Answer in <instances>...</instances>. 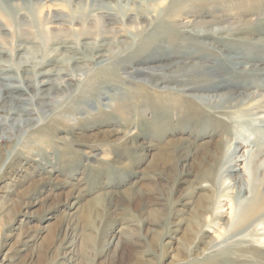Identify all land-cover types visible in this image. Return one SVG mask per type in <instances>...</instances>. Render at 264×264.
Here are the masks:
<instances>
[{
    "label": "rangeland",
    "instance_id": "374dc122",
    "mask_svg": "<svg viewBox=\"0 0 264 264\" xmlns=\"http://www.w3.org/2000/svg\"><path fill=\"white\" fill-rule=\"evenodd\" d=\"M90 1L0 0V264H264V218L234 227L220 199L226 179L245 186L249 159L264 197V33L241 26L264 21V7L251 18L252 2L195 0L191 14L168 20L174 34L152 30V16L170 6L158 0L145 32L108 25L83 38L85 24L71 23L68 8L79 15ZM104 2L115 18L116 0ZM218 30L231 36L219 41ZM204 31L209 39L197 36ZM98 43L106 64L93 63ZM76 50L87 60L72 83L59 79ZM43 69L53 75L47 84L34 76ZM136 72L157 75L128 77ZM220 140L246 142L239 156L250 158L238 171H228ZM250 192L230 195L251 209ZM240 240L256 259L237 254Z\"/></svg>",
    "mask_w": 264,
    "mask_h": 264
},
{
    "label": "bare ground",
    "instance_id": "6f19581e",
    "mask_svg": "<svg viewBox=\"0 0 264 264\" xmlns=\"http://www.w3.org/2000/svg\"><path fill=\"white\" fill-rule=\"evenodd\" d=\"M104 1L105 0H91L89 2V7L86 8V11L85 12H80L79 15L76 14V11L72 10L71 8H68V10H69V14L68 15L71 17V20H70L71 23H75V24L83 23V24H85L84 25L85 27L81 30L82 32H84V33L81 34V36L83 38L88 37V35H90L91 32H96L97 29L101 30V32H105V28H107L108 25H114L113 27H115V25L116 26L119 25L120 27H122V29H124V28H126V29L127 28H132V29H135V30L137 29V31H139V32H145V30H146L145 25L147 23H149L148 16L152 15L149 12L150 11L149 5L152 4V3L155 4L156 1H158V0H116L118 6H120V7H118V11H117L118 14L116 13L117 16H115V18L113 17V15H110L111 11L107 10L108 9L107 7L101 8V6H104V5L107 6V4H105L106 2H104ZM240 1H242V2L243 1L252 2L253 4H256L254 7H251V10H249V12H248L250 14L251 18H253L254 16H257V15H261L260 11L257 12V9H259V7L260 8L264 7V0H240ZM124 2L126 4H128L129 6L130 5H134V7H135L134 11H130V9H128L126 7H123L122 4ZM195 2H196L195 0H170V3H169L170 6H169L168 9H165V10H163L161 12H156L157 15L155 17L152 16V23H153V26H154L152 30L156 31V32H174V34H175V32H178L180 28L175 26V24H174L175 22L168 21V20L170 18L176 19L177 15L185 14L186 12H187V14H191V11H185V9H191L192 7H194L195 6ZM101 9H104V10H101ZM124 11H125V13H124L123 18L118 16L119 13H122ZM92 12H97V14L100 13L101 17L98 20V22L97 21L93 22L94 19L92 18L91 15H89ZM129 15H134L135 19H132L131 16L129 17ZM20 19L22 20L23 18H21V16H20ZM56 20H63V18L60 17V18H57ZM252 20L251 19L250 20L246 19V20L241 21L242 22L241 26H245L246 25L245 27H247V28L244 29V32H259V34H263L264 33V23H263L264 21H254V20L252 21ZM157 22H159V24ZM231 26H230V28H231ZM188 28H189V26H185V27L183 26L181 28L182 30H180V32H184L185 34L190 36L191 35V31H187L186 30ZM230 28H228L227 30H229ZM116 30H119V29L115 27L113 29V31H116ZM232 30H234V29H232ZM225 31L226 30H218V31L214 32L213 34L216 35V37H217V39L219 41H221L222 39L225 38L224 35L231 36V35H228L229 32H225ZM211 34H212V32H210V31H204V32L198 33L197 36L202 37L204 39H209L210 38L209 36ZM163 35H164V37H171L174 40H178L177 37L179 36L178 33H176V37H174V38H173V36L167 35V34H164V33L162 34V36ZM183 36H185V35H183ZM237 38L235 37L234 40L236 39V41H239V39H237ZM156 45H157V41H155L153 43H150V45H145L142 49L149 52L150 49L156 47ZM104 46L105 45L98 43V45H95V47L93 48L92 57H93V61L94 62L93 61L92 62L95 63V65H97V64H99V65L100 64H106L109 61V59H108L109 56L102 53V52L106 51L104 49ZM64 48H68L69 49V47L63 46L62 49H64ZM225 48H227L228 51L232 50L231 49V45H226ZM69 50H72V49H69ZM53 52L57 53V50H55ZM53 52H52V54H53ZM75 52L76 53H73L74 56L69 58V60L67 61L68 64H69V66H68L69 67V71L68 70H65V71L62 70V71H60L61 72L60 75L57 76V77H59V79L64 80V81H68L70 83L73 82L74 77L76 76L75 73H77V71L81 69V67H82L81 64L84 65V62H85L84 60H87L85 55L82 54L80 51L76 50ZM80 55H81V57H79ZM45 57L47 58V56H45ZM36 58H37V56H36ZM42 65H44V61H43V63H37V65H35V68L37 69V67H41ZM45 65H46V63H45ZM159 71H162V72L164 71L165 72L166 70L161 69ZM138 72H140V71H138ZM7 74H9V73H7ZM151 75H157V73H154V74L151 73ZM151 75H147V74L145 75L143 72H142L141 75H138L137 72H136L134 74H130L128 77L135 78V79H139L140 78V79H144L145 80L147 78H150ZM34 76L36 78L37 77H42L43 79H45V80H43L44 81L43 84H47V83L50 82L49 79L53 75L50 72H44V69H43L42 71L41 70L38 71V72L36 71ZM8 78L13 80L16 77L15 76H9ZM46 79H47V81H46ZM25 80L26 79L21 77L19 82H22V81L25 82ZM28 80L29 79H27L26 81H28ZM35 81H36V79H35ZM40 84H41V82H40ZM199 88L200 87H195V88L192 87V89H194V90L199 89ZM36 89L40 91V88H36ZM25 90H27L29 92V88H27ZM4 96L7 97L6 95H4ZM41 96H43V95H41ZM5 97L4 98L2 97L3 101L6 100ZM7 98H11V97L8 96ZM14 99L19 100L20 98H17V97L13 98L12 97L11 98L12 102L14 101ZM17 112H18V114H21V113L25 114L26 111H23V110L20 111V108H18ZM22 116H24V115H22ZM8 117H12L11 120L15 121V119H14L15 118V113L14 114L13 113L12 114H8ZM32 122H33V119H27L24 123L27 124L28 127L32 126L31 128L34 129V127H33L34 125H33ZM14 129H16V128L14 127ZM245 145H246L245 141H237L235 143V145L231 144V143H229V141H225V140H220V141L215 143V146H216V148L218 150H224L225 148L229 150L230 158H231L230 161L232 163V166H230V168L228 170V171H230V173L233 172V171H238L239 170L237 162H239L240 160L243 161V160H247L248 158H250V155L247 153L246 150L244 151L243 155L239 156V152L245 147ZM249 160L250 161L247 164V167L245 168V170L247 171L246 173L248 174L247 181H246V184H245L246 187L242 186L243 185L242 183H239L238 180L240 178L226 179L227 186H225V187H226V191L228 192V194L225 195V196H222L220 198V199L224 198L225 200H227L230 203L229 215H230V220L232 221V223H233V221L235 222V223H233L234 227H237V226L240 227V226H243V225H244L243 227H245V226H247L250 223H259V222H261L262 218H264V197L262 198L260 190H259V188L261 186L260 185H256L255 181H254L255 180V174L253 173L254 169H252L254 162L251 159H249ZM208 176H209L208 180H206V178H205V180L207 181L206 183H208V188H211L213 190L214 189V184H213L212 180L214 178L212 177L211 174H208ZM250 178H252V179H250ZM228 181H230L229 184H228ZM237 189H238V195H243V191H245L247 189H249V191H251L250 193H251L252 196L250 197L251 199L248 200L249 203H250L249 205H251V207H252L251 209H248V206L246 207L245 204H247V202L246 203H242V204L239 205V204H237V199H234V197H231L230 192H232L233 190H237ZM220 199H219V202H218V210H219V212H220V210L221 211L225 210V206H222L223 202ZM237 208H240V210H239L240 212L236 211ZM208 211L209 210L207 209L206 212H208ZM201 219H203V218L200 215L199 220H201ZM202 221H204V219ZM204 223H205V225L208 226L209 229H212V225L211 224L213 222L208 221V224H207V222H204ZM197 226L199 227V225H197ZM259 226H262V230H264V224L263 223H259ZM196 232H197V234H196ZM196 232H195L196 235H200V234L205 233L202 226H200V228ZM263 236H264V234H263ZM250 243L251 242L249 240H240V241L235 243L236 244V248H234V249L237 251L238 255L242 254V255H240L241 258L247 257V256H251V257L253 256V258L256 259L258 253H257V251H255L253 249L254 248L253 246L249 245ZM259 243L264 245V239L262 238L259 241ZM191 251H189L190 255L192 254V253H190ZM186 252H188V251L186 250ZM213 263H215V262H213Z\"/></svg>",
    "mask_w": 264,
    "mask_h": 264
}]
</instances>
